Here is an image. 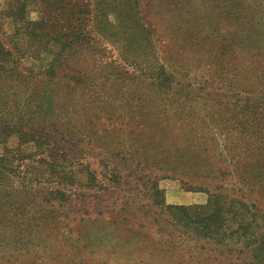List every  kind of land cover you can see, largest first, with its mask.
I'll return each instance as SVG.
<instances>
[{
	"label": "rangeland",
	"instance_id": "rangeland-1",
	"mask_svg": "<svg viewBox=\"0 0 264 264\" xmlns=\"http://www.w3.org/2000/svg\"><path fill=\"white\" fill-rule=\"evenodd\" d=\"M0 42V264H264V0H0Z\"/></svg>",
	"mask_w": 264,
	"mask_h": 264
},
{
	"label": "trees",
	"instance_id": "trees-1",
	"mask_svg": "<svg viewBox=\"0 0 264 264\" xmlns=\"http://www.w3.org/2000/svg\"><path fill=\"white\" fill-rule=\"evenodd\" d=\"M12 14H14V13L9 14L8 16L5 15V17L13 18L14 21H17L19 23L23 22L24 25L26 26L25 30H32L34 32H37V31H40L42 29V27H44V23H43L42 19L39 21H34V22H27L25 17L21 16L20 18L19 17L14 18V16ZM19 32H20V30L17 28L15 30V35H18ZM34 35L35 34H33L32 36H34ZM50 39L51 40H49V42L54 41L58 44L57 45L58 46V57H57V59L65 56L66 53L71 52L75 48V46L71 42L63 41L62 36H60V35H59V37H55L54 35L51 34ZM45 44L46 45L48 44L47 41H45ZM56 62H57V60H56ZM17 65H18V63L16 62V58L14 57V54L12 53L11 49L7 48L3 43L0 42V91L2 88H5L7 82H9V80L11 79V78H9V76L20 68ZM54 69H55V64L52 65V67L50 68V71H52V73H53ZM4 160L5 159L3 157H0V167L5 166V162L3 163ZM2 171H3V169L0 170V175H1ZM177 209L183 210L182 212H180L181 213L180 218H181L182 222H184L183 220H185V219L186 220L190 219L188 214L185 212L186 210L184 208H177Z\"/></svg>",
	"mask_w": 264,
	"mask_h": 264
}]
</instances>
